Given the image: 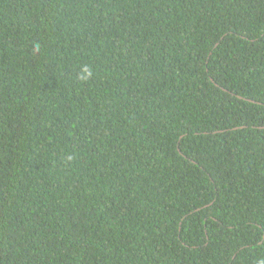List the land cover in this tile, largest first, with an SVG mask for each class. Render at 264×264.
Here are the masks:
<instances>
[{
	"label": "trees",
	"instance_id": "16d2710c",
	"mask_svg": "<svg viewBox=\"0 0 264 264\" xmlns=\"http://www.w3.org/2000/svg\"><path fill=\"white\" fill-rule=\"evenodd\" d=\"M0 264H264V0H0Z\"/></svg>",
	"mask_w": 264,
	"mask_h": 264
},
{
	"label": "clouds",
	"instance_id": "9594fccd",
	"mask_svg": "<svg viewBox=\"0 0 264 264\" xmlns=\"http://www.w3.org/2000/svg\"><path fill=\"white\" fill-rule=\"evenodd\" d=\"M87 78V71L85 70V74L82 76V79H86Z\"/></svg>",
	"mask_w": 264,
	"mask_h": 264
}]
</instances>
